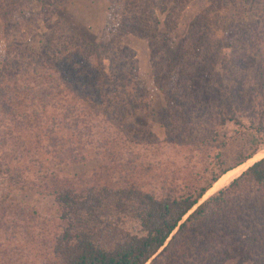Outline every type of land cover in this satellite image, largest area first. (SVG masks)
Segmentation results:
<instances>
[{
    "label": "trees",
    "instance_id": "16d2710c",
    "mask_svg": "<svg viewBox=\"0 0 264 264\" xmlns=\"http://www.w3.org/2000/svg\"><path fill=\"white\" fill-rule=\"evenodd\" d=\"M5 1L0 3V10H17L19 0ZM191 1L145 0L150 8L159 2L162 12L169 9L163 21L165 29L159 27L158 16H147L146 10L145 21L140 12H133L135 15L122 17L120 26L104 36L52 26L40 36L38 50L31 49L32 45L28 48L31 52L25 60L35 62L31 70L16 59L14 63L10 59L4 61L2 68L7 71L0 73V144L19 138L23 144L21 155L31 157L23 166L13 157H2L0 153V181L9 193L28 181L24 178L25 167L38 166L36 186L55 196L59 217L64 222L54 237L52 260L45 259L39 264H147L149 261V264L163 261L189 264L182 261L197 257L208 259V264H222L226 257L247 258L250 252H257V264H264V157L200 202L224 174L264 147L263 67L254 70L255 78L250 82L240 78L253 64L252 54H248L243 42L253 46L249 36L252 31L257 32V24L261 22L249 19L248 14L264 0H209L210 6L189 21L187 35L173 40L170 35L178 28L182 13ZM231 2L243 11L237 18L223 15L218 18L223 30L219 36L216 32L220 29L211 26L212 18L215 19L212 12ZM25 4L20 1L18 8L25 9ZM142 23L145 31H137ZM133 27L135 34L149 40L154 75L167 100L163 113L164 138L154 137L148 130L147 139L159 146L163 143L181 146L188 144L185 138L189 133L192 143L201 150L213 148L212 145L221 141L211 154L208 150L214 169L204 173L207 176L187 180L180 188L176 184L175 189H169L167 179L162 181L164 189L158 191L146 190L145 181L120 185L88 182L80 186L62 177L52 165L80 162L92 156L85 142L89 140L92 144L89 136L96 126H99L96 133L100 147L116 146L118 131L111 125L118 124L113 115L121 107L112 105L116 95L113 88L120 86L123 75L116 81L110 79L114 63L110 62L111 71H107L103 60L117 58L114 52L118 37L114 32L126 34ZM222 44L227 45L228 54L244 48L235 55L229 54V72L239 73L235 83L224 82L220 75L213 78L216 74L213 59L218 57ZM18 53L19 57L26 56L25 51ZM12 64L16 66L11 68ZM15 71L27 74L22 83ZM170 80L175 83L173 90L166 87ZM123 94L126 89L120 95ZM127 110L124 108L123 116ZM229 123L235 124L239 132L222 136L218 127ZM129 126L130 130L136 129ZM119 128L125 129L121 133L123 144L145 142L131 135L126 127ZM239 136L243 139L237 146L233 145ZM226 151H229L227 156L234 153L231 163L225 158ZM129 154L124 166L135 169L141 158ZM140 165L144 167L143 163ZM152 168L149 163L145 170L150 172ZM8 193L0 194V198L6 201ZM130 220L137 223L131 229L126 225ZM194 232L199 235L195 236ZM181 244L187 246L189 253L179 255L178 249V260H172L175 250L171 247Z\"/></svg>",
    "mask_w": 264,
    "mask_h": 264
},
{
    "label": "rangeland",
    "instance_id": "374dc122",
    "mask_svg": "<svg viewBox=\"0 0 264 264\" xmlns=\"http://www.w3.org/2000/svg\"><path fill=\"white\" fill-rule=\"evenodd\" d=\"M2 1L3 3L6 2L5 0H0V3ZM20 1L26 3L25 9L21 7L22 5L20 6L21 8H18ZM157 3L155 5L151 4L150 8L145 5V0H63L62 2L55 0L53 3H44L41 0H19L17 2V10L13 12L7 8L0 10V73H6L7 68H4L3 71L2 67L7 59H10L11 62L13 61L12 63L17 61L23 66L27 65L31 70L35 66V62H27L29 60H25L29 52H31L28 48L32 45L31 49L34 51L38 50L39 41H41L40 36L49 32L52 26L56 29L59 27L61 30L66 27L76 32L100 33V35L104 36L108 32H112L114 27L120 26L122 17L131 18L129 15H135L133 12H140L139 14L143 17L141 19L145 21L146 10L147 16L156 14L160 20L159 27L165 29L163 21L169 9L162 12V4ZM134 4L138 7H133ZM208 6H210L209 0L191 1L189 6L183 11L177 25L178 28L174 30L175 32L172 31L170 38L175 40L178 36L187 35L189 21ZM242 11L243 9L235 7L231 2V4L212 12L215 19L212 18L211 26L212 28L220 29L216 32L217 35L221 36L223 34V30L220 28L222 22L218 21L219 17L223 15L231 19L233 17L237 18ZM249 15V19H260L261 22L257 24V28H259L256 30L257 32L252 31L251 36H249L253 46L249 45L250 42H243L246 44L247 49L245 50H248L249 55L252 54L250 55V60L253 61L250 69L240 76L244 82H250V80L255 78L253 75L254 70H259L260 67H263L262 69L264 70V3L259 4ZM142 24L141 29L136 28L137 31H145V23ZM136 30L134 28V30L126 34H120L119 31H115L114 34H117L118 41L114 54L116 53L117 58L112 56L103 60L107 71H111L110 62L111 64L114 63L113 74L110 79L116 81L118 76L120 78L123 75L120 86H114L113 88L116 95L113 98L114 103L112 105L114 108L121 107L117 111L118 114L113 115V119L118 124L112 123L111 125L113 130L116 128L118 131V139L114 142L116 146L106 145L101 148L99 145L101 140L96 133V130H99V126H96L93 129L94 133L90 136L88 135L93 139L92 144H89V140L85 142L86 149L93 153L92 156L80 160V162L70 161L66 164H52L60 171L62 177L66 176L77 185L82 186L83 184H88V182L110 185H120L124 182H127V184L133 182L142 184L145 181L144 188L146 190L155 189L158 191L164 189L165 185L162 184V181L166 179L169 189H175L176 184H178L176 187L180 188L186 185L187 180L198 179L200 175L207 176L204 173L214 169L208 150L211 154L212 149L216 148L221 141L212 145L213 148L201 150L193 144L195 142L192 143L193 137H190L189 133H186L188 137L185 138L188 144L181 146L175 143H163L159 146V143H152L151 141L153 140L147 139L146 133L148 130L154 137L164 138L163 113L167 107V100L157 84L159 79L155 78L154 75L149 40L140 34H135L137 33ZM227 49V45L222 44L221 49L217 52L218 57L213 59L216 73L213 78L217 79L220 75L224 78V82L235 83L239 73L237 70L229 72V54L235 55L240 51H244V48H240L238 51H230L231 53L229 54L226 53ZM9 50L13 52L8 54ZM22 51H25L26 56L19 57L18 52ZM15 66L12 64L11 68ZM7 67L9 66L7 65ZM15 73L17 75L16 78L22 83L21 81H24L23 76L27 74L24 71H15ZM173 84H175L174 81L170 80L167 82L166 87L173 90L175 88ZM125 89L126 94L120 95L125 92ZM124 108H128L125 116H123ZM239 112L245 115L244 112ZM100 122L103 121L101 120ZM129 125L135 126L136 129L130 130ZM119 127H126V130L130 131L131 135L134 134L137 136L136 138L145 139V142L123 144L122 138L124 136L121 133L125 129H120ZM218 128L222 136L239 132L238 127L233 123H229L226 127L219 126ZM240 139H243V137L239 136L234 139L233 145L237 146ZM7 142L5 145L0 144L1 156L13 157L16 161H20L23 166L28 164L31 155H21L23 144L20 139H9ZM229 151H226L225 158L228 163H231L235 157L234 153L231 156H227ZM129 153L141 158L138 166L132 163L136 166L135 169L125 168L124 166V163L128 161ZM235 154H238L237 149ZM258 154H261L258 159L264 157V147L245 163L236 166V168H239L238 173L231 176L225 185L229 184L249 165L257 161L258 159L252 162L253 158ZM52 160L54 159L52 158ZM111 160L114 163H111ZM140 163H143L144 167ZM149 163L153 165V168L150 172H147L145 167ZM37 168L38 166L36 165L25 167L24 178L28 179V181H25L24 186H16L9 193L8 189L0 181V194L8 193L9 197L7 200L5 199L6 201H3L4 197L0 198V264H39L40 261L43 262L45 259L46 261L52 260L54 237L61 231L64 222L59 217V206L55 196L36 186L38 184V180H36ZM124 177H126V180L123 181ZM41 187H43V184ZM222 187L215 189L211 194ZM207 197L204 196L200 202ZM126 225L131 229L137 223L135 220H130ZM197 232H194L195 236L199 235ZM171 248L175 250V256L171 255L172 260L177 261L178 254L189 253L187 246L184 244L178 245V247L172 246ZM178 249H180V252L177 254L176 251ZM256 257H258L257 252H250V256L247 258L226 257L222 264H257ZM184 262H189V264H192V262L193 264H208V259L202 260V258L197 257L194 260L182 261V263ZM162 264H166V262L163 261Z\"/></svg>",
    "mask_w": 264,
    "mask_h": 264
},
{
    "label": "bare ground",
    "instance_id": "6f19581e",
    "mask_svg": "<svg viewBox=\"0 0 264 264\" xmlns=\"http://www.w3.org/2000/svg\"><path fill=\"white\" fill-rule=\"evenodd\" d=\"M261 154H258L255 158H253L252 162H254L255 160L258 159V157ZM259 160V159H258ZM250 166V165H249ZM239 168L236 169H232L230 171H228L226 174H224L215 184L212 188H210L208 190V192L205 194V197H207L209 194H211L213 191H215V189L222 187L223 185L226 184V182L229 180V178H231V176L235 175L236 173H238Z\"/></svg>",
    "mask_w": 264,
    "mask_h": 264
},
{
    "label": "water",
    "instance_id": "95a60500",
    "mask_svg": "<svg viewBox=\"0 0 264 264\" xmlns=\"http://www.w3.org/2000/svg\"><path fill=\"white\" fill-rule=\"evenodd\" d=\"M253 164V163H252Z\"/></svg>",
    "mask_w": 264,
    "mask_h": 264
}]
</instances>
